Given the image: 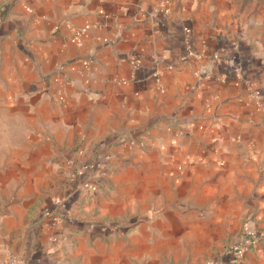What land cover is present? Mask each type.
Wrapping results in <instances>:
<instances>
[{"label": "crops", "instance_id": "obj_1", "mask_svg": "<svg viewBox=\"0 0 264 264\" xmlns=\"http://www.w3.org/2000/svg\"><path fill=\"white\" fill-rule=\"evenodd\" d=\"M163 1L0 0V264H264V0Z\"/></svg>", "mask_w": 264, "mask_h": 264}, {"label": "built area", "instance_id": "obj_2", "mask_svg": "<svg viewBox=\"0 0 264 264\" xmlns=\"http://www.w3.org/2000/svg\"><path fill=\"white\" fill-rule=\"evenodd\" d=\"M162 6L166 12L170 11V8L168 7V0H164L162 3ZM100 23L98 21H88L86 22L81 28L75 30L71 34V40L75 44L79 46H83L85 44V35H88L89 31L93 27H99ZM214 59L219 58V54H214L212 56ZM136 63H140V59H136ZM68 82V81H66ZM97 172V169L94 167L92 163L84 162L79 165H77L74 168V173L75 178H79L80 180V185L82 188L87 189L88 192L90 190L94 192V190H97L98 184L94 183L92 181V177L95 175ZM89 192V193H90ZM256 240V239H255ZM229 250H232L236 252L239 256H243L245 254V247L242 242H233L228 246ZM9 264H26L23 260H21L18 256L13 255L12 259L10 260ZM209 264H216L213 260L209 261Z\"/></svg>", "mask_w": 264, "mask_h": 264}, {"label": "rangeland", "instance_id": "obj_3", "mask_svg": "<svg viewBox=\"0 0 264 264\" xmlns=\"http://www.w3.org/2000/svg\"><path fill=\"white\" fill-rule=\"evenodd\" d=\"M99 189H100V187L98 186V188H97V190H94L95 192H97V191H99ZM79 191H82L83 193H85L86 195H88L89 194V192H90V190H89V192H88V190L87 189H84V188H80L79 189ZM90 193H93V191H91ZM49 223H52V222H54V223H56L55 221H51V220H49L48 221ZM61 223H64V220L61 222ZM61 223H56L57 225L58 224H61ZM53 227H54V225H53ZM107 227V228H106ZM101 229L103 230V231H107L108 230V225L107 226H102L101 227ZM108 233V232H107ZM63 234V233H62ZM68 234H71L70 232H68ZM68 234H64V235H62V237L60 236V235H55V237L53 236V237H51L50 238V240L52 241V242H55V241H58V242H64L65 240H66V238L68 237ZM64 239V240H63ZM16 250H18V249H15V251L14 250H12L11 252H10V254H11V258L10 259H12V257H13V255H18L19 253H18V251H16ZM21 260H23L24 262H26V258H27V256H26V254L24 253V254H22V257L20 256L19 257ZM9 263H10V260H9Z\"/></svg>", "mask_w": 264, "mask_h": 264}, {"label": "trees", "instance_id": "obj_4", "mask_svg": "<svg viewBox=\"0 0 264 264\" xmlns=\"http://www.w3.org/2000/svg\"><path fill=\"white\" fill-rule=\"evenodd\" d=\"M97 170H99L100 169V167L98 166V167H95Z\"/></svg>", "mask_w": 264, "mask_h": 264}]
</instances>
